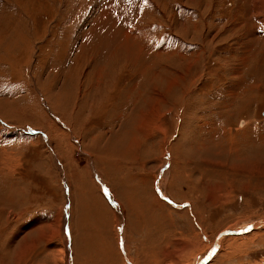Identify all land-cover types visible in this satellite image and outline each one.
Returning a JSON list of instances; mask_svg holds the SVG:
<instances>
[{"label":"rangeland","instance_id":"rangeland-1","mask_svg":"<svg viewBox=\"0 0 264 264\" xmlns=\"http://www.w3.org/2000/svg\"><path fill=\"white\" fill-rule=\"evenodd\" d=\"M0 119V264H264V0H0Z\"/></svg>","mask_w":264,"mask_h":264},{"label":"crops","instance_id":"crops-1","mask_svg":"<svg viewBox=\"0 0 264 264\" xmlns=\"http://www.w3.org/2000/svg\"><path fill=\"white\" fill-rule=\"evenodd\" d=\"M119 119H120V117L119 118H117V120H118V122L120 123V121H119ZM0 122H2V120L0 119ZM2 123H4V122H2ZM105 189L106 190V193H108L109 192V197H110V191L105 187V185L103 184L102 185V189ZM164 198H166V200H168V198L165 196ZM169 202H173L174 203V201H172V200H168ZM111 204L113 205V206H115L116 205V202L114 201V204L111 202ZM42 216H46V215H43V214H41ZM47 221H49L48 220V218H47ZM65 223H66V221H65ZM44 225H45V222H42V223H40V227H39V229H41L40 231H38V233H40V235L37 237L36 236V239L35 240H30L29 242L31 243V245L33 246V247H35V248H37V247H40L41 249H40V252L41 253H43L44 252V250H46L45 249V244L48 246V250L49 251H46V257H45V259H43V260H39V263L40 264H52L53 262L51 261V259H50V257H49V253L50 254H54V253H57V249H59V246H58V240H56V239H52V237L51 236H49V234L47 233V232H45V230H43V229H45V227H44ZM65 225L66 224H64L63 223V230H64V232H66L67 234H68V229H66V227H65ZM43 230V231H42ZM33 234H35V233H32V235ZM26 236V233H23V235H22V237H25ZM54 242H56V243H54ZM50 243H52V245H50ZM26 244H28L27 242H26ZM18 245V244H17ZM29 245V244H28ZM23 247L24 246H21V250H20V252L18 251L17 252V256H15L16 258H15V261L17 262V259H19V257H21V255L23 254V252H24V250H23ZM55 248V249H54ZM49 252V253H48ZM56 264H58V262H55Z\"/></svg>","mask_w":264,"mask_h":264},{"label":"bare ground","instance_id":"bare-ground-1","mask_svg":"<svg viewBox=\"0 0 264 264\" xmlns=\"http://www.w3.org/2000/svg\"><path fill=\"white\" fill-rule=\"evenodd\" d=\"M144 118V117H143ZM157 199V198H156Z\"/></svg>","mask_w":264,"mask_h":264},{"label":"water","instance_id":"water-1","mask_svg":"<svg viewBox=\"0 0 264 264\" xmlns=\"http://www.w3.org/2000/svg\"><path fill=\"white\" fill-rule=\"evenodd\" d=\"M114 204V203H113Z\"/></svg>","mask_w":264,"mask_h":264}]
</instances>
